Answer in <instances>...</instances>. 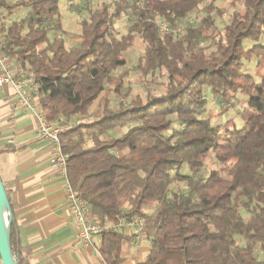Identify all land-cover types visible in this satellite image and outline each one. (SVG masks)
I'll list each match as a JSON object with an SVG mask.
<instances>
[{
	"label": "trees",
	"instance_id": "trees-1",
	"mask_svg": "<svg viewBox=\"0 0 264 264\" xmlns=\"http://www.w3.org/2000/svg\"><path fill=\"white\" fill-rule=\"evenodd\" d=\"M62 1L0 0V13L27 10L10 25L0 19L2 51L35 75L39 106L51 123L86 119L105 94L97 120L69 127L60 138L68 181L95 220L144 219L151 249L139 264H264V45H246L264 37V0H232L241 9L217 38L211 36L221 14L215 0L196 26L165 35L159 20L177 30L205 0L103 2L80 22L79 43L72 47L62 37L51 38L54 32L69 36ZM126 13L133 21L118 37L116 25ZM137 37L144 45L138 73L147 78L164 70L168 83L161 95L147 90L114 108L111 94L128 96L127 73L115 74L127 66ZM238 94L253 111L241 129L232 123L221 130L211 116L202 117L211 101L223 108ZM130 123L121 137L107 138ZM174 123L179 130H172ZM84 131L92 148L85 146ZM211 153L225 168L204 179ZM184 168L190 175L180 172ZM180 183L186 192L172 190ZM128 239L103 231L100 252L107 264L122 263ZM11 246L18 263L29 264L17 254L12 229Z\"/></svg>",
	"mask_w": 264,
	"mask_h": 264
},
{
	"label": "crops",
	"instance_id": "crops-1",
	"mask_svg": "<svg viewBox=\"0 0 264 264\" xmlns=\"http://www.w3.org/2000/svg\"><path fill=\"white\" fill-rule=\"evenodd\" d=\"M22 71L14 61L15 76ZM38 124L37 113L21 106L14 87L0 85V176L10 200L17 254L29 264H107L100 252L102 236L92 246L79 243V227L67 204L68 181L52 147L38 137ZM127 236L121 264H139L151 241L136 230Z\"/></svg>",
	"mask_w": 264,
	"mask_h": 264
},
{
	"label": "rangeland",
	"instance_id": "rangeland-1",
	"mask_svg": "<svg viewBox=\"0 0 264 264\" xmlns=\"http://www.w3.org/2000/svg\"><path fill=\"white\" fill-rule=\"evenodd\" d=\"M19 0H11V3L17 2ZM119 0H77L75 2H69L67 0H63L60 3V13H61V21L63 25L64 31L68 33L69 36H64L62 33H51V38L62 37L68 47H72L79 43V36L81 34V27L80 22L89 18V10H94L99 8V6L103 2H117ZM213 0H205L201 5L200 9L194 11L190 14V16L185 20L181 21V26L183 28L188 26H196L199 23V20L205 15L204 8ZM215 6L220 9L221 14L216 16V27L212 30L211 36L216 37L223 33V29L226 25L230 24L233 18V14L236 10L241 9V5L234 6L232 4V0H215ZM27 13V10H20L14 12L13 15H9L6 10L0 13V19L2 25H10L14 21H18L22 19ZM133 21V18L129 13H126L122 20H120L116 25V33L118 37H122L123 35L127 34V30ZM1 28V25H0ZM70 35H72L70 37ZM4 42L3 36L0 33V45ZM205 46H209L210 41L203 42ZM264 45V37L257 43L252 41H247V46H256V45ZM213 47H209L211 50ZM144 54V45L141 42L140 38L137 37L132 49L127 53V66L118 70L115 74L116 76L120 75L121 73H127V78L125 80L126 87L125 92L128 94L127 97L111 94L110 100L112 103V107L118 108L120 104L128 106L131 102L132 97L137 95L145 96L147 90H152L155 95H161L165 92L166 85L168 83V76L164 70L156 71L154 74L150 75L147 78L141 76L138 71L136 70L137 64L139 59ZM16 61V60H13ZM258 60L255 59L253 62L249 63L248 66L251 70H255ZM29 71V70H26ZM209 92V90H206ZM105 94L102 95L91 107L89 115L86 119L74 120L69 125H66L62 122H56L59 124L62 130H66L72 126H78L79 124L90 123L92 121L97 120L102 113V106L105 100ZM221 105H219V101H211L208 106V113H202L203 118L212 117L213 125L219 126L221 130H225L228 126H232V123L237 127V129H241V125L248 120L253 111L248 107L245 98L238 94L237 98L231 103L223 105L221 109ZM223 113L221 116L220 114ZM229 122V123H228ZM134 124L130 123L125 125L113 132H110L107 135V138H115L121 137L124 135L129 128H131ZM179 123H174L172 130H179ZM85 138H87L90 133L84 131ZM94 146V143H93ZM86 147L92 148L93 147ZM224 165H221L217 159L215 158L214 154L211 153L207 159V162L203 169V177L204 179L209 178V175L212 171L218 170L223 172ZM181 173L188 172L186 168L180 171ZM225 176V174L223 173ZM173 191L179 192H186L187 187L185 183H180L172 188ZM241 212L245 214V211L241 209Z\"/></svg>",
	"mask_w": 264,
	"mask_h": 264
},
{
	"label": "built area",
	"instance_id": "built-area-1",
	"mask_svg": "<svg viewBox=\"0 0 264 264\" xmlns=\"http://www.w3.org/2000/svg\"><path fill=\"white\" fill-rule=\"evenodd\" d=\"M160 32L165 35L169 33H182L183 27L180 25L174 30L163 20L158 21ZM61 37H58L60 39ZM3 44L0 45V85L11 84L16 92V96L21 106L26 110L37 113L39 124L37 134L40 140L49 144L54 150L55 164L59 167L61 174L68 181L67 163L68 156L63 153L61 144V134L63 130L57 123H51L47 120L45 113L39 106V86L36 83V77L31 71H22L17 76L14 74V61L3 51ZM30 88L36 94L30 91ZM93 146L91 135L86 138V147ZM67 204L74 218V222L79 227V243L86 246H92L96 237H101L105 230H117L126 235H131L134 230L138 233H144L146 230L145 220L142 218H133L131 220L120 218L116 224L105 222L104 225L98 223L91 213L87 202L79 196L67 182ZM0 264L1 260H0Z\"/></svg>",
	"mask_w": 264,
	"mask_h": 264
},
{
	"label": "water",
	"instance_id": "water-1",
	"mask_svg": "<svg viewBox=\"0 0 264 264\" xmlns=\"http://www.w3.org/2000/svg\"><path fill=\"white\" fill-rule=\"evenodd\" d=\"M12 222L10 200L0 176V260L2 264H19L11 246Z\"/></svg>",
	"mask_w": 264,
	"mask_h": 264
}]
</instances>
